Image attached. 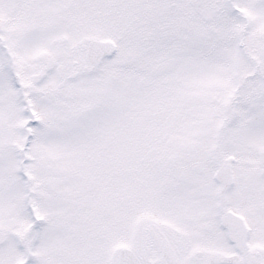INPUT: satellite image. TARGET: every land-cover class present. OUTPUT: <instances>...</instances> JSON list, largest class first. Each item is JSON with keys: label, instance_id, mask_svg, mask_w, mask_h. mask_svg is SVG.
<instances>
[{"label": "snow or ice", "instance_id": "snow-or-ice-1", "mask_svg": "<svg viewBox=\"0 0 264 264\" xmlns=\"http://www.w3.org/2000/svg\"><path fill=\"white\" fill-rule=\"evenodd\" d=\"M0 264H264V0H0Z\"/></svg>", "mask_w": 264, "mask_h": 264}]
</instances>
